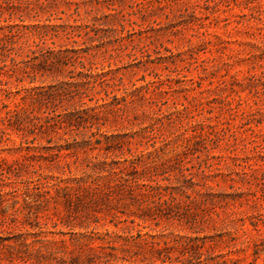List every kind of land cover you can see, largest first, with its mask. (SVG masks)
<instances>
[{"label":"rangeland","instance_id":"1","mask_svg":"<svg viewBox=\"0 0 264 264\" xmlns=\"http://www.w3.org/2000/svg\"><path fill=\"white\" fill-rule=\"evenodd\" d=\"M29 86L0 264H264V0H0V114Z\"/></svg>","mask_w":264,"mask_h":264},{"label":"trees","instance_id":"2","mask_svg":"<svg viewBox=\"0 0 264 264\" xmlns=\"http://www.w3.org/2000/svg\"><path fill=\"white\" fill-rule=\"evenodd\" d=\"M34 88V86H29V87H26L25 88V94L20 96V99L15 101L14 102V105L12 107H7L6 106V110L4 111V113L1 115L0 114V135L3 136L4 134H6V123H5V120H7L8 124L11 125L10 123V118L13 117L14 119L16 117H18L20 114H26V107L24 106V102H25V99L26 98H29L30 101H37L38 99V95L36 93H32V89ZM16 120V119H15ZM16 128H19V126H16ZM0 161H2V158L0 159ZM12 169H10L9 166L5 167V166H1L0 165V175H3V172H7V173H10ZM35 184V183H34ZM130 185H128L129 187ZM68 186L65 185L63 187H58V188H62V189H65L67 188ZM90 187V185H87L86 187H83V189L85 190V194L87 195L88 194V190L87 188ZM131 187V186H130ZM153 186H151L152 188ZM37 189V185H31V187H26L25 191H24V194L26 197L23 198V207L26 208L27 210V213L29 214H33V216H36V213L39 212L41 209H43L41 206L42 204H45V205H48L51 201H55V196L51 193H49L47 190H44L43 192H40V191H35ZM31 190V191H30ZM7 193H11V191H4L3 193L0 192V207H1V211L4 212L6 210H8V214L7 215H11L12 217L15 216V213L17 211H19V209L17 207H15V203L18 202L16 199L15 200H11V204L9 202L6 201V199H4V195H7ZM35 196V197H34ZM31 197H34L33 199H30ZM77 200L79 201L80 198H77ZM158 203L157 206L159 207H162V206H167L170 204V201H171V198H166V199H160V197H158ZM30 201H33V203H30ZM82 202V201H81ZM151 206H148L147 209H150ZM40 208V209H38ZM114 216L117 218V219H121V216L119 214H117V211L114 212ZM139 216V215H137ZM3 219H5V217H2V221ZM122 220H125V219H121ZM106 233H109V230H106ZM133 235L131 234H125L122 238L125 242H131L133 241L134 239V236L132 237ZM199 237L198 236H187L185 239H187L186 241L188 240H197ZM4 238L0 237V253L1 255H5V256H11V255H17L19 257H21V259H24L25 260H31L32 258V253L33 251L29 248L30 247V244L31 242H26V241H21L20 243V246L21 248L17 249L16 252H13V249H15V246L14 244H11V243H4ZM44 241H41L43 242V245L44 247H47V245H55V243H57V241L59 242H63L62 239H59V240H55V239H43ZM179 242L178 239H175V238H172L171 239V244L172 245H176L177 243ZM49 243V244H48ZM143 243L146 244V245H150L151 248H156V249H159V242L157 241H149L147 239H143ZM170 241L167 240L165 241V244H169ZM23 247V248H22ZM95 247V246H94ZM52 248H55V247H52ZM90 250H94L93 247L90 246L89 248ZM57 250V247L55 249V251H52L50 250L49 254L50 253H53L55 254V252H59ZM38 252V251H37ZM35 253L33 254V256L35 257V261L37 263L40 262V257H42L41 253ZM55 258V257H54ZM76 258V257H74ZM61 259V258H60ZM76 260V259H74ZM229 261L226 260V259H223L221 261H216L215 264H227ZM68 264H79V262L77 261H70Z\"/></svg>","mask_w":264,"mask_h":264}]
</instances>
